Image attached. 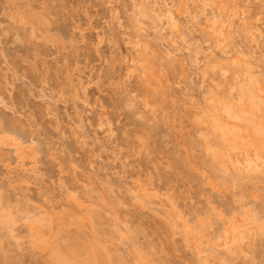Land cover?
Segmentation results:
<instances>
[{
  "label": "rangeland",
  "instance_id": "obj_1",
  "mask_svg": "<svg viewBox=\"0 0 264 264\" xmlns=\"http://www.w3.org/2000/svg\"><path fill=\"white\" fill-rule=\"evenodd\" d=\"M219 1L221 4L223 3V6ZM7 3H11V5ZM239 3L244 4V8L238 5ZM12 5L14 6L12 7ZM243 9L248 10L246 14ZM76 10L78 11L76 12ZM225 10L227 11L225 12ZM20 11L25 13L26 20H21ZM39 12L45 15L44 26L35 19V13L40 14ZM244 14L246 19L242 18ZM15 18L18 20L16 21ZM229 19L233 22L231 20L229 22ZM47 24H51V26L47 27ZM209 26L211 27L208 28ZM102 28L107 32V38L99 47L97 36L102 32ZM214 29L226 31V43L220 42L212 35ZM48 33L53 37L61 35L60 38L65 42L62 43L58 40V43L55 42L52 45L51 42L54 40L53 37L47 35ZM212 36H214L213 39ZM146 41L153 45L157 52L154 55L149 51V56H153L151 60L157 67H163L165 70L164 83L161 85L151 81L153 86H146V80L141 77L143 69L140 64L145 56L143 54L146 53ZM1 50L6 55V59L2 56ZM0 55L2 58H0V98L2 97L0 99V115L22 136L29 138L34 135L39 138L42 145L39 169L34 172L35 177H32L31 182L23 180L22 173L17 177L19 180L14 173L8 174L0 162V243L2 244L0 264H49L44 252H39L40 250L38 251L37 248H31L24 240L21 241L18 238H22L26 232L25 223L42 220L47 212L49 213L52 209H57L58 205H65L68 202L71 212H74V202L65 197L70 193L75 194L76 197L84 198L88 195L98 194L100 191L108 192L107 196L113 203L115 214L117 213L118 216L114 217V213L107 206H102L101 200L98 201L100 196H93L94 199L96 198L98 207L102 206L99 207L100 219L104 225L102 226V237L104 240L107 238L106 242L108 241L115 252V257L121 264H141L143 260L141 253L146 252L147 255L150 254V259L152 257L151 260L157 261L159 264H212L213 262V264H264V234H258L260 236L256 234L258 232L257 225L264 220V172L243 175L239 169L234 167L228 169L220 161L213 160L214 157L203 149V138L195 128L194 121L196 122L195 113L197 110L195 108L187 109V106L194 101L198 106L205 107L203 96L210 88H213L216 80L220 83L226 81L224 65L238 56L241 57L243 70L232 89H236V95L240 99L245 96L253 97V85L260 77L264 76V0H0ZM64 64L80 66L74 78L73 86L75 87L69 84L72 87L71 90L63 79ZM203 70L206 71L205 75L202 74ZM61 71L62 73H60ZM212 78L216 79L213 81L214 83L211 81ZM86 88L87 90H84ZM146 90H148V104L145 100ZM164 108L165 110H163ZM140 136L142 142L138 139ZM144 139L146 140L144 141ZM138 148L139 150H137ZM187 157L188 159H186ZM61 164L65 170H61ZM147 174L150 177L154 175V189L159 192L157 193L160 196L165 197L170 194L173 199V204L177 208L173 220L166 218L164 205L159 199H148L141 194H135L136 191L130 186L139 175L145 177L148 176ZM99 175L103 178L101 179ZM158 177L159 179H157ZM210 178L225 179L227 185L224 188L212 189L209 184ZM90 183L98 192L89 187ZM10 184L13 186L11 187ZM159 185L160 187H158ZM17 187L19 188L17 189ZM169 190L172 191L169 192ZM167 192L168 194H166ZM224 192L226 195L223 194ZM252 192H256L258 197L254 198ZM24 198H27L28 201ZM46 202L47 204H44ZM38 203L40 206L37 205ZM240 204L253 205L257 219L256 223L252 224L245 232L247 236L243 232L244 234L242 233L237 241L230 240L232 245L229 241L219 246L208 244L210 238L214 241L220 239V235L224 231V220L218 215L213 218V226L210 225L204 230L203 246L202 244L200 247L190 244V240L188 242L187 237H184L186 236L184 233L188 229H192L194 233L197 232L199 229L198 220L210 205L216 206L226 217L238 210ZM142 205L146 207V210ZM152 206L157 207H153V209ZM42 208L46 210L44 211ZM30 209L31 211H29ZM152 210L157 213L154 214ZM43 211L44 213H42ZM158 212H162L161 216ZM182 218H184L183 223ZM123 219L124 221H122ZM109 220L110 222H108ZM8 221L10 225H13V227L11 225L12 229L7 224ZM165 221H169L171 224ZM172 222L175 224L174 227ZM121 225L124 227L121 228ZM118 227L120 229H117ZM254 228L257 232L253 233ZM254 236H256V241ZM128 238L131 239L130 243ZM183 238L185 241L182 240ZM62 240L64 253L76 255L78 262H82L84 255L72 252L70 245L73 244V239L71 241L68 237L63 236ZM154 250L156 251L154 252ZM161 252L162 255L158 254ZM197 253L200 255L199 257ZM153 261L152 264L155 263Z\"/></svg>",
  "mask_w": 264,
  "mask_h": 264
},
{
  "label": "bare ground",
  "instance_id": "obj_2",
  "mask_svg": "<svg viewBox=\"0 0 264 264\" xmlns=\"http://www.w3.org/2000/svg\"><path fill=\"white\" fill-rule=\"evenodd\" d=\"M24 1V0H23ZM46 1V0H45ZM188 1V0H187ZM193 1V0H192ZM200 1V0H199ZM217 1V0H216ZM242 1V0H241ZM26 2V1H25ZM141 2V1H140ZM183 2V1H182ZM191 2V1H190ZM220 2V1H219ZM22 3V2H20ZM196 3V2H195ZM194 3V4H195ZM225 3V2H224ZM231 3V1H230ZM243 3V2H242ZM9 4V3H7ZM24 4V3H23ZM194 4L193 7H194ZM203 4V3H202ZM205 4V2H204ZM210 4V3H209ZM214 4V3H213ZM221 4V2H220ZM223 4V3H222ZM221 4V5H222ZM229 4V2H228ZM236 4V3H235ZM247 4V3H246ZM256 4V3H255ZM11 5V3L9 4ZM22 5V4H21ZM31 5V4H29ZM140 5V4H138ZM137 5V6H138ZM217 5V4H216ZM225 5V4H224ZM232 5V3H231ZM238 5H241L240 3ZM244 5V4H243ZM243 5H241L243 7ZM14 5H12L13 7ZM23 6V5H22ZM79 6V5H78ZM134 6V5H133ZM152 6V5H151ZM181 6V5H180ZM183 6V5H182ZM197 6V4H196ZM199 6V5H198ZM202 6V5H201ZM219 6V5H218ZM223 6V5H222ZM10 7V6H9ZM24 7V6H23ZM169 7V5H168ZM184 7V6H183ZM190 7V6H189ZM216 8V6H214ZM230 7V6H227ZM233 7V6H232ZM248 7V6H245ZM187 8V7H186ZM202 8V7H201ZM211 8V7H210ZM220 8V7H219ZM238 8V7H237ZM241 8V7H240ZM244 8V7H243ZM5 9V8H4ZM24 9V8H22ZM26 9V8H25ZM84 9V8H83ZM133 9V8H132ZM162 9V8H161ZM171 9V8H169ZM222 9H224L222 7ZM228 9V8H227ZM12 10V8H11ZM73 10V9H72ZM81 10V9H80ZM86 10V9H85ZM142 10V9H141ZM172 10V9H171ZM217 10V9H216ZM233 10V9H232ZM237 10V9H236ZM245 11V9H243ZM9 11V10H8ZM27 11V10H25ZM43 11V10H42ZM45 11V10H44ZM50 11V9H49ZM78 10H76L77 12ZM151 11V10H150ZM180 11V10H179ZM182 11V10H181ZM185 11V10H184ZM182 11V12H184ZM207 11V10H206ZM227 10H225L226 12ZM243 11V12H244ZM248 11V10H247ZM245 11V14L246 12ZM11 12V11H10ZM17 12V11H16ZM34 12V11H33ZM74 12V11H73ZM89 12V11H88ZM152 12V11H151ZM232 12V11H231ZM235 12V11H234ZM6 13V12H5ZM37 13V12H36ZM35 13V19H37V22H41L42 26H44L45 24V15H43V13L40 14H36ZM47 13V12H46ZM49 13V12H48ZM83 13V12H82ZM169 13V12H168ZM174 13V12H173ZM215 13V12H214ZM252 13V11H251ZM19 14V13H18ZM77 14V13H76ZM143 14V11H142ZM185 14V13H184ZM189 14V13H188ZM228 14V13H226ZM245 14L242 18L245 17ZM30 15V13H29ZM29 15H27L29 17ZM52 15V14H51ZM88 15V14H87ZM92 15V14H91ZM138 15V14H137ZM165 15V14H164ZM234 15V13H233ZM232 15V16H233ZM7 16V15H6ZM79 16V15H78ZM133 16V15H132ZM169 16V15H168ZM223 16V15H222ZM225 16V15H224ZM223 16V17H224ZM227 16V15H226ZM230 16V15H229ZM263 16V15H262ZM17 17V16H16ZM50 17V15H49ZM86 17V16H85ZM89 17V16H88ZM94 17V16H93ZM173 17V16H171ZM211 17V16H210ZM234 17V16H233ZM20 18L22 21L26 20L25 19V13L20 11ZM31 18V16H30ZM144 18V17H143ZM160 18V17H159ZM213 18V17H212ZM231 18V17H230ZM235 18V17H234ZM16 19V18H15ZM33 19V16H32ZM72 19V18H71ZM222 19V18H221ZM246 19V17H245ZM251 19V18H250ZM18 19H16L17 21ZM29 20V19H28ZM79 20V19H78ZM91 20V19H89ZM160 20V19H159ZM231 19H229L230 22ZM244 20V19H243ZM92 21V20H91ZM210 21V20H209ZM222 21V20H221ZM31 22V21H30ZM72 22V21H71ZM79 22V21H78ZM81 22V21H80ZM152 22V21H151ZM211 22V21H210ZM231 22H233L231 20ZM235 22V21H234ZM18 23V22H17ZM36 23V22H35ZM51 23V22H50ZM76 23V22H74ZM227 23V22H226ZM245 23V22H244ZM253 23V22H252ZM81 24V23H80ZM90 24V23H89ZM177 24V23H176ZM212 24V23H211ZM254 24V23H253ZM48 25L51 26V24H47V27H49ZM79 25V24H78ZM77 25V26H78ZM209 25V24H208ZM206 25V26H208ZM35 26V25H34ZM148 26V25H147ZM177 26V25H176ZM175 26V27H176ZM230 26V25H229ZM234 26V25H233ZM251 26V25H250ZM74 27V26H73ZM83 27V26H82ZM91 27V26H90ZM173 27V26H172ZM179 27V26H178ZM211 26H209L208 28H210ZM213 27V25H212ZM227 27V26H226ZM256 27V26H255ZM254 27V30H255ZM75 28V27H74ZM93 28V27H91ZM177 28V27H176ZM229 28V27H228ZM32 29V28H31ZM39 29V28H38ZM45 29V28H44ZM73 29V28H72ZM96 29V28H95ZM206 29V28H205ZM217 29V28H216ZM233 29V27H232ZM28 30H30L28 28ZM81 30V28H80ZM173 30V29H172ZM176 30V29H175ZM180 30V29H179ZM178 30V31H179ZM251 30V29H250ZM40 31V29H39ZM164 31V30H163ZM229 31V30H228ZM42 32V31H41ZM46 32V31H45ZM99 32V31H98ZM133 32V30H132ZM148 32V31H147ZM238 32V31H237ZM249 32V31H248ZM247 32V33H248ZM54 33V32H53ZM73 33V32H72ZM97 33V32H96ZM178 33V32H177ZM180 33V32H179ZM212 35H214L220 42H225L226 38V31L224 29H218V30H212ZM230 33V31H229ZM228 33V34H229ZM210 34V33H209ZM231 34V33H230ZM229 34V35H230ZM251 34V33H250ZM49 37H53V35H50V33L47 34ZM84 35V34H83ZM211 35V34H210ZM249 35V34H248ZM19 36V35H18ZM17 36V37H18ZM30 36V35H29ZM44 36V35H43ZM214 36H212V39L214 38ZM25 37V36H24ZM48 37V39H49ZM61 35H54L53 40L54 42H51L50 39L49 41L52 43L57 42L58 40H60V42L62 41V39L60 38ZM158 37V36H157ZM156 37V38H157ZM162 37V36H160ZM171 37V36H170ZM228 37V36H227ZM230 37L232 38V36L230 35ZM32 38V37H31ZM45 38V37H44ZM107 38V32L104 31V29L102 28V32L100 33V35L98 34L97 36V40H98V45L100 47V44H102L105 39ZM140 38V37H139ZM235 38V37H234ZM20 39V38H19ZM37 39V38H35ZM86 39V38H85ZM176 39V37H175ZM230 39V38H229ZM228 39V41H229ZM253 39V38H252ZM40 40V39H39ZM47 40V39H46ZM136 40V39H135ZM48 41V42H49ZM157 41V40H156ZM169 41V40H168ZM236 41V40H235ZM47 42V43H48ZM65 41H62V43ZM155 42V41H154ZM165 42V41H164ZM184 42V41H183ZM237 42V41H236ZM21 43V42H20ZM58 43V42H57ZM141 43V42H140ZM226 43V42H225ZM231 43V42H230ZM12 44V43H11ZM61 44V43H60ZM67 44V43H66ZM53 45V44H52ZM62 45V44H61ZM168 45V44H167ZM233 45V44H232ZM136 46V43H135ZM188 46V45H187ZM230 46V45H229ZM60 47V46H59ZM144 47V46H143ZM191 47V45H190ZM238 47V46H237ZM138 48V47H137ZM235 48V47H234ZM239 48V47H238ZM98 49V48H97ZM145 49H146V53H144L143 55L144 58L141 61L140 66L143 69V74L141 77H143L146 80L145 85L146 86H153L150 82L154 81L155 84L157 85H161L164 83V74H165V70L163 69V67H157L153 61L151 60V57L153 56H149V51H151L154 55L157 54L156 50L154 49V46L151 45L149 42L146 41L145 43ZM159 50V49H158ZM2 51V56L6 59V55L3 53ZM68 51V50H67ZM97 51V50H96ZM201 51V50H200ZM231 51V50H230ZM234 51V50H233ZM160 52V51H159ZM204 52V51H203ZM15 53V52H14ZM139 53V52H138ZM151 53V54H152ZM161 53V52H160ZM85 54V53H84ZM150 54V55H151ZM196 54V53H195ZM203 54V53H202ZM206 54V53H205ZM234 54V53H233ZM37 55V54H36ZM39 55V54H38ZM37 55V56H38ZM138 55V54H137ZM230 55V54H229ZM1 56V55H0ZM142 56V55H141ZM209 56V55H208ZM214 56V55H213ZM246 56V55H245ZM8 57V56H7ZM43 57V56H42ZM139 57V56H138ZM161 57V56H160ZM172 57V56H171ZM177 57V56H176ZM247 57V56H246ZM1 58V57H0ZM37 58V57H36ZM250 58V57H249ZM2 59V58H1ZM27 59V58H26ZM162 59V58H161ZM227 59V58H226ZM231 59V58H230ZM233 59V58H232ZM205 62V59H203ZM221 60V59H220ZM246 60V59H245ZM248 60V59H247ZM4 61V60H3ZM2 61V62H3ZM7 61V60H6ZM199 61V60H198ZM207 61V60H206ZM223 62L225 60H222ZM221 61V62H222ZM8 62V61H7ZM48 62V61H47ZM133 62V61H132ZM158 62V61H157ZM172 62H176V61H172ZM209 63V61H207ZM217 62V61H216ZM244 62V60H243ZM4 63V62H3ZM33 63V62H32ZM40 63V62H38ZM178 63V62H177ZM206 63V62H205ZM228 63V64H227ZM226 65H224V75L227 77L226 81L220 83L218 80H216L215 78L213 80H211L212 82L214 80H216V82L214 83L213 88H210L208 90V92H206V95L203 96V102L205 104V107H201L198 106L195 101L193 103H191L189 106H187V109L192 110L193 108H195L197 110V113H195L196 115V122L194 121L195 124V128H197V131L199 132L198 134L203 138V149L205 150V152L207 154H210L211 156L214 157L213 160L215 161H220L222 163V165L228 169H231L232 167L236 168L237 170L239 169L241 171V173H243V175H249L250 173H258L261 174L264 172V76L260 77L257 82L253 85L252 87V91H253V97H249V96H245L243 97V99H240V97H238L236 95V89H232L233 84H235L236 79H238L241 75H242V70H243V64H242V60L241 57H234V59L229 63L227 62ZM6 64V62H5ZM24 64V63H23ZM31 64V63H30ZM37 64V63H36ZM48 64V63H47ZM88 64V63H87ZM133 64V63H132ZM138 64V63H137ZM217 64V63H216ZM222 64V63H220ZM32 65V64H31ZM43 65V64H42ZM46 65V64H45ZM63 68V72H64V77L63 79H65L66 84H70L72 87L73 86L75 80V76L76 73L79 69L78 66H71L70 64H64ZM77 65V63H76ZM162 65V64H161ZM35 67V64L33 65ZM50 66V65H49ZM209 66V65H208ZM39 67V66H38ZM58 67V66H57ZM134 67V66H133ZM211 67V66H210ZM215 67V66H214ZM246 67V65H245ZM8 68V66H7ZM56 68V67H55ZM82 68V67H81ZM128 68V67H127ZM222 68V67H221ZM13 69V68H12ZM40 69V68H39ZM185 69V67H184ZM182 69V70H184ZM16 70V69H15ZM44 70V69H43ZM47 70V69H46ZM45 70V72H46ZM49 70V68H48ZM62 70V69H61ZM201 70V69H200ZM206 70V69H205ZM203 70L202 74L205 75L206 71ZM249 70V68H248ZM11 71V69H10ZM33 71V69H32ZM58 71V70H57ZM56 71V73H57ZM92 71V70H91ZM90 71V72H91ZM7 72V71H5ZM34 72V71H33ZM59 72V71H58ZM137 72V71H136ZM174 72V71H173ZM182 72V71H181ZM17 73V72H16ZM62 73V71L60 72ZM175 73V72H174ZM39 74V73H38ZM44 74V73H43ZM59 74V73H58ZM251 74V73H250ZM257 74V73H256ZM5 75V74H3ZM7 75V74H6ZM22 75V74H21ZM42 75V72H41ZM61 75V74H60ZM59 75V76H60ZM185 75V74H184ZM223 75V74H222ZM223 75V76H224ZM259 75V74H258ZM257 75V76H258ZM139 76V75H138ZM168 76V75H167ZM172 76V75H171ZM181 76V75H180ZM183 76V75H182ZM248 76V75H247ZM250 76V75H249ZM5 77V76H4ZM170 77V76H169ZM45 78V77H44ZM171 78V77H170ZM230 78V80H229ZM61 79V78H60ZM6 80V79H4ZM142 80V79H141ZM172 80V79H170ZM41 81V80H40ZM44 81V80H43ZM46 81V80H45ZM80 81V80H78ZM104 81V80H103ZM221 81V80H220ZM9 82V80H8ZM209 82V80H208ZM31 83V82H30ZM82 83V82H81ZM247 83V82H246ZM6 84V83H5ZM12 84V83H11ZM65 84V85H66ZM79 84V83H78ZM89 84V83H88ZM144 84V83H143ZM151 84V85H150ZM13 85V84H12ZM32 85V84H31ZM64 85V86H65ZM69 85V87H70ZM77 85V84H76ZM171 85V84H170ZM213 85V84H212ZM44 86V85H43ZM82 86V85H81ZM80 86V87H81ZM90 86V85H89ZM70 87V90L71 88ZM79 87V86H78ZM88 87V86H86ZM169 87V86H168ZM6 88V87H5ZM16 88V87H15ZM60 88V87H59ZM66 88V87H64ZM85 88V87H84ZM164 88V87H163ZM239 88V86H238ZM62 89V88H60ZM59 89V90H60ZM74 89V88H73ZM78 88H76L77 90ZM82 89V88H81ZM152 89V88H151ZM172 89V88H171ZM84 90H87L84 89ZM63 91V90H62ZM61 91V92H62ZM67 90L65 89V92ZM78 92H80L79 90H77ZM76 91V92H77ZM151 91V90H150ZM154 91H156L154 89ZM162 91V90H161ZM72 92V91H71ZM86 92V91H84ZM147 92L148 90H146V96H145V100H146V104H148V100L149 97H147ZM153 92V91H152ZM159 92V91H158ZM169 93V91H167ZM29 93V92H27ZM87 93V92H86ZM164 93V92H163ZM66 94V93H65ZM71 94V93H70ZM78 94V93H77ZM23 95V94H22ZM72 95V94H71ZM64 96V95H63ZM78 96V95H77ZM165 96V95H163ZM201 96V95H200ZM76 97V96H75ZM202 97V96H201ZM2 98V97H1ZM0 98V99H1ZM29 98V97H28ZM163 98V97H162ZM166 98V97H165ZM160 99V98H158ZM168 99V98H167ZM86 100V99H85ZM192 100V99H191ZM198 100V99H197ZM142 101V100H141ZM155 101V100H154ZM2 102V101H1ZM143 102V101H142ZM65 103V102H64ZM185 103V102H184ZM131 104V103H130ZM129 104V105H130ZM152 104V103H151ZM154 104V103H153ZM73 105V104H72ZM104 105V104H103ZM128 105V107H129ZM200 105V104H199ZM4 106V105H3ZM151 106V105H150ZM186 106V105H185ZM82 107V106H81ZM102 107V106H101ZM106 107V106H105ZM104 107V108H105ZM91 108V107H90ZM103 108V107H102ZM148 108V107H147ZM151 108V107H150ZM158 108V107H157ZM129 109H131L129 107ZM133 109V108H132ZM165 110V108L163 109ZM105 111V110H104ZM123 111V110H122ZM99 112V111H98ZM101 112V111H100ZM192 112V111H191ZM78 114V113H77ZM103 114V112H102ZM108 114V113H107ZM174 114V112H173ZM109 115V114H108ZM187 116V115H186ZM137 117V116H136ZM174 117V116H173ZM72 118V117H71ZM103 119V118H101ZM26 120V119H25ZM70 120V119H69ZM109 120V119H107ZM181 120V119H180ZM110 121V120H109ZM63 123V122H62ZM80 123V122H79ZM145 123V122H144ZM168 123V122H166ZM56 124V123H55ZM111 124V123H110ZM180 125V124H179ZM182 125H184L182 123ZM192 125V124H191ZM112 126V124H111ZM30 127V126H29ZM79 127V126H78ZM179 129V128H178ZM177 129V130H178ZM182 130V129H181ZM79 131V130H78ZM34 132V131H33ZM143 132V131H142ZM178 132V131H177ZM80 134V133H79ZM82 134V133H81ZM138 134V133H137ZM180 134V133H179ZM188 134V133H187ZM192 134V133H191ZM78 135V134H77ZM140 135V133L138 134ZM145 135V134H143ZM148 135V134H147ZM0 136H4V137H14V142H9L7 140L4 141H0V156H2V159H0L1 165L5 168V171L8 174H13L15 175V177L17 178L18 175L20 173L23 174L22 179H26L28 180V182L32 181V177L34 176V172L38 171L39 169V163H40V159H41V153H42V145L39 141V138L35 137L34 135H32L29 138H26L24 136H22L12 125L8 124L6 119L0 115ZM79 136V135H78ZM77 136V137H78ZM137 136V135H135ZM142 136V135H141ZM140 136V137H141ZM176 136V135H175ZM138 137L139 141H141L142 137L140 138ZM145 137V136H143ZM83 138V137H82ZM112 138V137H111ZM146 139H144L145 141ZM124 141V140H123ZM79 142V141H78ZM83 142V141H81ZM144 143V142H143ZM134 145V144H133ZM146 145V144H145ZM148 145V144H147ZM192 145V144H191ZM144 146V145H143ZM130 147V146H129ZM142 147V146H141ZM148 147V146H147ZM135 148H137L135 146ZM131 149V148H130ZM134 149V148H132ZM143 149V148H142ZM139 150V148L137 149ZM141 150V149H140ZM142 151V150H141ZM151 152V150H148ZM98 152V151H97ZM134 152V151H133ZM146 152V151H144ZM150 152H147L148 154ZM191 152V151H190ZM139 153H142L139 151ZM131 154V153H130ZM196 154V153H195ZM193 154V155H195ZM134 155V154H133ZM146 155V153H145ZM192 155V157H193ZM94 156V155H93ZM130 156V155H129ZM140 156V155H139ZM143 156V155H142ZM178 157V156H177ZM207 157V156H206ZM53 158V157H52ZM140 158V157H139ZM54 159V158H53ZM151 159H155V158H151ZM188 159V157L186 158ZM128 160V158H127ZM156 160V159H155ZM59 161V160H57ZM90 161V160H89ZM154 161V160H153ZM196 161V160H195ZM200 161V160H199ZM73 162V161H72ZM61 163V162H60ZM160 163V162H159ZM219 163V162H217ZM75 164V162H74ZM158 164V163H157ZM202 164V163H201ZM216 164V163H215ZM70 165V164H69ZM73 165V164H72ZM153 165V164H152ZM186 165V164H185ZM188 165V164H187ZM191 165V164H190ZM44 166V165H43ZM154 166V165H153ZM61 170H65L63 169V165H60ZM189 167V165H188ZM192 167V166H191ZM79 169V168H76ZM75 169V170H76ZM147 169V168H146ZM155 169V168H154ZM199 169V168H198ZM201 169V166H200ZM203 169V168H202ZM207 169V168H206ZM60 170V171H61ZM95 170V169H94ZM93 170V171H94ZM192 170V169H191ZM205 170V169H204ZM74 171V170H73ZM126 171V170H124ZM151 171V170H150ZM190 171V169H189ZM207 171V170H206ZM63 172V171H62ZM95 172V171H94ZM154 172V171H153ZM157 172V169H156ZM203 172V171H202ZM74 173V172H73ZM76 173V172H75ZM140 173V172H139ZM147 173V172H146ZM151 173V172H150ZM149 173V175H151ZM206 173V172H205ZM61 174V173H60ZM169 174V173H168ZM6 175V174H5ZM67 175V174H66ZM73 175V174H72ZM76 175V174H75ZM148 175V174H147ZM145 176V177H141L140 175L134 180L133 185H130L134 188V191H136L135 194H141L144 197L148 198V199H159V201H161V203H163V209H164V214L166 216V218H170L171 220H173V215L176 214L175 210L177 211V208L175 207V205L173 204V199L171 198L170 194L163 197L160 196L158 193V191L154 189V182H153V176ZM182 175V174H181ZM10 176V175H9ZM20 176V175H19ZM39 176V175H38ZM61 176V175H60ZM68 176V175H67ZM74 176V175H73ZM85 176V175H84ZM100 176V175H99ZM183 176V175H182ZM185 176V175H184ZM205 176V174H204ZM210 176V175H208ZM263 176V175H262ZM41 177V175L39 176ZM62 177V176H61ZM82 177V176H80ZM89 177V176H88ZM186 177V176H185ZM212 177V176H210ZM5 178V177H4ZM6 178H8L6 176ZM15 178V179H16ZM63 178V177H62ZM69 178V177H68ZM91 178V177H90ZM101 178V176H100ZM103 178V177H102ZM101 178V179H102ZM12 179V178H11ZM14 179V180H15ZM18 179V178H17ZM21 179V177H20ZM43 179V178H42ZM52 179V178H51ZM67 179V178H66ZM65 179V181H66ZM76 179V177H75ZM79 179V178H78ZM83 179V178H82ZM131 179V178H130ZM159 179V177L157 178ZM169 179V178H168ZM205 179V178H204ZM8 180V179H7ZM19 180V179H18ZM17 180V182H18ZM38 180V179H37ZM41 180V179H40ZM80 180V179H79ZM93 180V179H92ZM99 180V179H98ZM170 180V179H169ZM247 180V179H246ZM43 181V180H42ZM61 181V180H60ZM72 181V180H71ZM70 181V182H71ZM104 181V180H103ZM130 181V180H129ZM259 181V180H258ZM14 182V181H13ZM23 183V181H21ZM39 182V181H38ZM45 182V181H44ZM63 182V180L61 181ZM74 182V181H73ZM93 182V181H92ZM96 182V181H95ZM205 182V181H204ZM226 182L225 179H213L210 178L209 180V184L211 186L212 189L217 188H224L226 187ZM15 183V182H14ZM20 183V182H19ZM66 183V182H65ZM64 183V185H65ZM80 183V182H79ZM82 183V181H81ZM85 183V182H84ZM103 183V182H102ZM177 183V182H176ZM207 183V182H206ZM12 184V183H11ZM10 184V186H11ZM16 184V183H15ZM39 184V183H38ZM54 184V182H53ZM72 184V183H71ZM86 184V183H85ZM131 184V183H129ZM73 185V184H72ZM82 185V184H80ZM97 185V184H96ZM157 185V184H156ZM204 185V184H203ZM207 185V184H206ZM13 186V185H12ZM11 186V187H12ZM18 186V185H17ZM67 186V185H66ZM65 186V187H66ZM71 186V185H70ZM76 186V185H75ZM84 187V185H82ZM87 186V185H86ZM85 186V187H86ZM102 186V184H101ZM106 188V185H104ZM103 186V187H104ZM175 186V185H174ZM205 186V185H204ZM16 187V186H15ZM14 187V188H15ZM89 187H91L92 189H95V187H93V185H89ZM100 187V184H99ZM160 187V185L158 186ZM19 187H17L18 189ZM70 188V187H69ZM72 188V187H71ZM131 188V187H130ZM167 188V186H166ZM173 188V187H172ZM176 188V187H175ZM216 188V189H217ZM12 189V188H10ZM85 189V188H84ZM109 189V188H108ZM168 189V188H167ZM184 189V188H183ZM192 190V187L190 188ZM205 189V188H204ZM13 190V189H12ZM82 190V189H81ZM86 190V189H85ZM89 190V189H88ZM97 190V189H95ZM100 190V189H99ZM103 190V189H102ZM159 190V189H158ZM161 190V189H160ZM181 190V187H180ZM222 190V189H220ZM76 191V190H75ZM78 191V190H77ZM94 191V190H93ZM107 191V190H105ZM133 191V190H131ZM172 190H169V192ZM205 191V190H204ZM224 191V190H223ZM222 191V192H223ZM16 192V191H15ZM71 192V191H70ZM88 192V191H87ZM86 192V193H87ZM98 192V190H97ZM158 192V193H157ZM162 192V191H160ZM190 192V191H189ZM108 193V192H107ZM107 193H104L103 191L98 192V194H94L95 196L98 195L100 196L99 200H101V204H103L102 206H107L108 209H110V211L112 213H114V217H116L117 213L115 214L114 208H113V203L110 201L109 197L107 196ZM133 193V192H132ZM131 193V194H132ZM164 193V192H163ZM1 194V192H0ZM63 194V193H62ZM67 194V193H66ZM168 194V192L166 193ZM188 194V193H187ZM225 194V192L223 193ZM93 195V196H94ZM165 195V194H164ZM173 195V194H172ZM191 195V193H190ZM226 195V194H225ZM229 195V194H227ZM236 195V194H235ZM234 195V196H235ZM3 196V195H2ZM65 196V195H64ZM78 196V195H77ZM93 196H86L84 198L80 197H76L75 194L70 193L68 194V199H70L71 201H73L75 209L74 212H71V209L69 208L68 203H66L65 205H61L57 207V209H52L49 213L47 212V215L44 217V219H40V220H35L34 222H27L25 223V229L26 232L23 235V237H18L21 239V241H25L31 248H37L39 252H44L45 256L47 257V260L49 262V264H121L120 261L118 260V258L115 257V252L114 250H112L111 246L109 245L108 241L106 242L107 238L104 240V238L102 237V222L100 219V209L96 198L94 199ZM97 196V199H98ZM110 196V195H109ZM174 196V195H173ZM172 196V197H173ZM252 196L254 198L258 197V194L256 192H252ZM40 197V196H39ZM190 197V196H189ZM236 197V196H235ZM238 197V196H237ZM242 197V196H241ZM2 198V197H1ZM18 198V197H17ZM21 198V197H20ZM28 198V197H27ZM27 198H24L27 200ZM132 198V197H131ZM137 198V197H136ZM140 199L142 197H139ZM174 198V197H173ZM240 198V197H239ZM46 199V198H45ZM56 199V198H55ZM63 199V197H62ZM61 199V200H62ZM68 199H66L68 201ZM115 199V198H114ZM143 199V198H142ZM211 199V198H209ZM226 199V198H224ZM229 199V198H228ZM232 199V198H230ZM234 199V198H233ZM241 199V198H240ZM23 200V199H22ZM58 200V199H57ZM174 200H176L174 198ZM184 200V199H183ZM28 201V200H27ZM26 201V202H27ZM31 201V199H30ZM45 201V200H44ZM63 201V200H62ZM146 201V200H145ZM151 201V200H150ZM157 201V200H156ZM242 201V200H240ZM4 202V201H3ZM65 202V201H64ZM122 202V201H121ZM135 202V201H133ZM139 202V201H138ZM152 202V201H151ZM176 202V201H175ZM32 203V202H31ZM37 203V202H36ZM71 203V202H70ZM124 203V202H122ZM210 203V201H209ZM240 203H244V202H240ZM19 204V203H18ZM44 204H47L44 203ZM72 204V203H71ZM120 204V203H119ZM155 204V202H154ZM5 205V204H4ZM9 205V204H8ZM32 205V204H30ZM39 205V203L37 204ZM139 205V204H138ZM152 205V203H151ZM150 205V206H151ZM157 205H159L157 203ZM7 206V205H6ZM23 206V205H21ZM33 206V205H32ZM40 206V205H39ZM118 207V205H116ZM120 206V205H119ZM122 206V205H121ZM140 206V205H139ZM143 206V205H142ZM141 206V208H142ZM146 206V205H145ZM149 206V205H148ZM162 206V205H160ZM209 206V204H208ZM30 207V206H29ZM42 207V206H41ZM45 207V206H43ZM54 207V206H53ZM144 207V206H143ZM153 207H157V206H152ZM198 207V205L196 206V208ZM7 208V207H6ZM10 208V207H9ZM21 208V207H20ZM27 208V207H26ZM50 208V207H49ZM146 210V207H144ZM148 208V207H147ZM5 209V207H4ZM19 209V208H18ZM24 209V208H23ZM22 209V210H23ZM29 209V208H28ZM43 209V208H42ZM154 209V208H153ZM180 209V208H179ZM178 209V210H179ZM183 209V208H182ZM181 209V210H182ZM195 209V208H194ZM26 210V209H25ZM24 210V211H25ZM38 210V209H37ZM44 210V209H43ZM46 210V209H45ZM44 210V211H45ZM144 210V209H143ZM158 210V209H157ZM154 210V211H157ZM162 210V209H161ZM187 210V209H186ZM192 210V209H191ZM199 210V209H198ZM19 211V210H18ZM27 211V210H26ZM25 211V212H26ZM31 211V209L29 210ZM34 211V210H33ZM40 211V209L38 210ZM44 211L42 213H44ZM160 211V210H159ZM17 212V211H16ZM153 212V210H152ZM196 212V211H194ZM12 213V212H11ZM20 213V212H19ZM34 213V212H33ZM105 213V212H104ZM107 213V212H106ZM119 213V212H118ZM154 214L157 212H153ZM159 213V212H158ZM161 213H159V215L161 216ZM190 213V212H189ZM187 213V214H189ZM13 214V213H12ZM25 214V213H24ZM28 214V212H27ZM7 215V213H6ZM26 215V214H25ZM106 215V214H105ZM108 215V214H107ZM116 215V216H115ZM157 215V214H156ZM163 215V214H162ZM181 215V214H180ZM179 215V216H180ZM183 215V214H182ZM198 215V214H197ZM219 216L220 218H222L224 220L225 223V227H224V231L223 233L220 235V239L214 241V239L210 240L209 239V245L211 246V244H214L215 246H219L222 245L223 243H226L227 241L230 242V240H238L241 237V234L247 231V229H249V227L252 224L256 223V219H257V215H256V211L253 205L249 204V205H243L240 204L239 209L235 210L230 216H223V213L221 212V210H218L216 206L210 205L209 209L206 210L204 212V214L202 215V217L199 218L198 222H199V229L197 230V232H193L192 229H188L186 231V236L187 240L189 242L190 240V244L192 243L193 245H198L199 247L201 246V244L203 243V237H204V230L209 227L210 225H212V221L213 218H215V216ZM31 216V215H30ZM40 216V215H39ZM43 216V215H42ZM110 216V215H109ZM108 216V217H109ZM126 216V215H125ZM186 216V215H185ZM12 217V216H10ZM28 217V216H27ZM36 217V216H35ZM118 217V216H117ZM178 217V216H177ZM184 217V215H183ZM5 218V217H4ZM21 218V217H20ZM33 218V217H30ZM103 218V217H102ZM110 218V217H109ZM126 218V217H125ZM128 218V217H127ZM163 218V217H162ZM165 218V217H164ZM163 218V219H164ZM189 218V217H187ZM6 219V218H5ZM24 219V218H23ZM29 219V218H28ZM105 219V218H104ZM108 219V218H107ZM106 219V220H107ZM111 219V218H110ZM175 219V218H174ZM10 220V219H9ZM25 220V219H24ZM184 218H182V223H183ZM14 221V220H13ZM16 221V220H15ZM21 221V220H19ZM29 221V220H27ZM113 221V219H112ZM124 221V219L122 220ZM179 221H181L179 219ZM188 221V219H187ZM110 222V220L108 221ZM119 222V221H118ZM168 224L170 223L169 221H165ZM185 222V221H184ZM189 222V221H188ZM194 222V221H193ZM10 222L8 221L7 224H9ZM166 223V224H167ZM173 223V222H172ZM180 223V222H178ZM190 223V222H189ZM1 224V223H0ZM5 224V223H3ZM117 224V223H116ZM124 224V223H123ZM171 224V223H170ZM187 224V223H186ZM10 225V224H9ZM12 225V224H11ZM10 225V227H11ZM17 225V224H16ZM174 223H173V227H174ZM179 225V224H178ZM185 225V224H184ZM190 225V224H189ZM7 226V225H5ZM15 226V225H14ZM119 226V225H118ZM123 225H121L120 227L122 228ZM168 226V225H167ZM186 226V225H185ZM196 226V225H195ZM213 226V225H212ZM254 226V225H253ZM256 226V225H255ZM13 227V225H12ZM11 227V229H12ZM124 227V226H123ZM172 227V228H173ZM176 227V226H175ZM192 227V225H191ZM215 227V226H214ZM109 228V227H108ZM132 228V227H131ZM177 228V227H176ZM190 228V227H189ZM253 228V227H252ZM4 229V228H3ZM24 229V228H22ZM112 229V228H111ZM117 229H120L119 227ZM133 229V228H132ZM251 229V228H250ZM257 231L254 228V232H257L256 234H264V220L262 222H260L257 225ZM5 230V229H4ZM10 230V229H9ZM16 230V229H15ZM104 230V229H103ZM182 230V229H181ZM120 232V230H118ZM117 231V232H118ZM130 231V230H129ZM179 231V230H178ZM210 231V230H209ZM17 232V231H16ZM118 232V233H119ZM176 232V231H175ZM182 232V231H181ZM214 232V231H213ZM130 233V232H129ZM128 233V234H129ZM172 233V230H171ZM183 233V232H182ZM211 233V232H210ZM243 233V234H244ZM5 234V233H3ZM115 234V233H114ZM123 234V232H122ZM127 234V233H125ZM247 233H245L246 235ZM1 235V233H0ZM120 235V234H119ZM130 235V234H129ZM132 235V234H131ZM180 235V233H179ZM213 235V234H212ZM68 237L70 240L73 239V244L70 245L72 248V252L76 254V252L78 254H83L84 255V259L82 262H78L77 260V256H73V255H67L64 253L63 248H62V237ZM125 236V235H124ZM182 236V235H181ZM180 236V237H181ZM243 236V235H242ZM247 236V235H246ZM244 236V237H246ZM260 236V235H258ZM264 236V235H263ZM2 237V236H1ZM6 237V236H5ZM131 237V236H130ZM148 237V236H147ZM176 237V236H175ZM174 237V238H175ZM256 236H254L255 239ZM4 238V237H3ZM116 238V236H115ZM173 238V237H172ZM205 238V237H204ZM214 238V237H213ZM1 239V238H0ZM64 239V238H63ZM67 239V238H66ZM110 239V238H108ZM129 239V243L131 241L130 238ZM216 239V238H215ZM6 240V239H5ZM119 240V237H118ZM133 240V239H132ZM135 240V239H134ZM184 240V238L182 239ZM17 241V240H16ZM72 241V240H71ZM121 241V240H120ZM185 241V240H184ZM183 241V242H184ZM246 241V240H245ZM256 241V239H255ZM5 242V241H4ZM244 242V241H243ZM251 242V241H249ZM261 242V241H260ZM8 243V242H7ZM67 243V241H66ZM69 243V242H68ZM119 243V242H118ZM133 243V242H132ZM25 244V243H22ZM112 244V243H111ZM244 244V243H242ZM252 244V243H251ZM254 244V243H253ZM1 243H0V248H1ZM20 245V244H19ZM68 245V244H67ZM66 245V246H67ZM119 247V244H117ZM157 245V244H155ZM232 245V243H231ZM9 246V243H8ZM189 246V244H188ZM203 246V244H202ZM226 246V245H225ZM224 246V247H225ZM238 246V245H237ZM147 247V246H146ZM187 247V246H186ZM197 247V246H196ZM213 247V246H212ZM234 247V246H232ZM239 247V246H238ZM237 247V249H238ZM252 247V246H251ZM143 248V247H142ZM152 248V247H151ZM190 248V247H189ZM222 249V247H220ZM219 248V249H220ZM227 248V247H226ZM230 248V247H229ZM235 248V247H234ZM243 248V247H241ZM240 248V249H241ZM248 248V247H247ZM67 249V247H66ZM188 249V248H187ZM194 249V248H193ZM228 249V248H227ZM251 249V248H250ZM256 249V248H255ZM32 250V249H31ZM119 251H121L118 248ZM134 250V249H133ZM136 250V249H135ZM192 252L193 250L190 249ZM223 250V249H222ZM239 250V249H238ZM243 250V249H241ZM149 251V250H148ZM156 250H154L155 252ZM197 251V250H196ZM226 251V250H225ZM235 251V250H234ZM240 251V250H239ZM142 252V250H141ZM151 252V251H150ZM153 252V251H152ZM198 252V251H197ZM200 252V251H199ZM230 252V251H227ZM232 252V251H231ZM134 253V252H132ZM147 253V252H146ZM146 253H141L143 254L142 258V263L141 264H152V257L150 259V254L147 255ZM235 253V252H234ZM241 253V252H240ZM131 254V252H130ZM160 255H162L161 253H158ZM164 254V253H163ZM195 254V253H193ZM233 254V253H232ZM237 254V253H236ZM236 254H234L236 256ZM242 254V253H241ZM246 254H248L246 252ZM166 255V254H165ZM168 255V253H167ZM198 255V253H197ZM217 255V254H216ZM228 255V253H227ZM244 255V254H243ZM124 256V255H123ZM129 256V255H128ZM159 256V255H158ZM195 256V255H194ZM200 255H198L199 257ZM249 256V255H246ZM162 257V256H161ZM171 257V256H170ZM212 257V256H211ZM239 258V256H236ZM124 258V257H123ZM141 258V257H140ZM139 258V259H140ZM159 258V257H158ZM167 258V256H166ZM214 258V257H212ZM226 258V257H225ZM233 258V257H231ZM251 258V257H249ZM80 259V258H78ZM125 259V258H124ZM128 259V258H127ZM137 259V260H139ZM204 259V258H203ZM215 259V258H214ZM247 259V258H246ZM81 260V259H80ZM126 260V259H125ZM134 260V259H133ZM162 260V259H161ZM195 260V259H194ZM151 261V263H150ZM197 261V260H196ZM199 261V259H198ZM228 261V260H226ZM47 262V261H46ZM127 262V261H126ZM129 262V261H128ZM136 262V259H135ZM155 261H153L154 263ZM163 262V261H162ZM219 262H221L219 260ZM233 262V261H232ZM138 263V262H137ZM156 264L157 261L155 262ZM154 263V264H155ZM161 263V262H160ZM164 263V262H163ZM168 263V262H167ZM195 263V261H194ZM205 263V262H204ZM214 263V262H213ZM212 263V264H213ZM227 263V262H226ZM131 264V263H130ZM135 264V263H134ZM166 264V263H165ZM198 264V263H197ZM228 264V263H227Z\"/></svg>",
  "mask_w": 264,
  "mask_h": 264
},
{
  "label": "snow or ice",
  "instance_id": "obj_3",
  "mask_svg": "<svg viewBox=\"0 0 264 264\" xmlns=\"http://www.w3.org/2000/svg\"><path fill=\"white\" fill-rule=\"evenodd\" d=\"M7 140L9 142H14V137L8 136V137H4V136H0V141H4Z\"/></svg>",
  "mask_w": 264,
  "mask_h": 264
}]
</instances>
